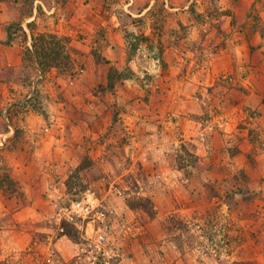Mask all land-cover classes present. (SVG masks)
Listing matches in <instances>:
<instances>
[{
    "label": "rangeland",
    "instance_id": "374dc122",
    "mask_svg": "<svg viewBox=\"0 0 264 264\" xmlns=\"http://www.w3.org/2000/svg\"><path fill=\"white\" fill-rule=\"evenodd\" d=\"M7 22L0 215L42 210L45 249L0 236V264H264V0H0ZM45 137L22 184L11 148ZM81 199L114 210L101 249L58 220Z\"/></svg>",
    "mask_w": 264,
    "mask_h": 264
},
{
    "label": "crops",
    "instance_id": "0c3cea01",
    "mask_svg": "<svg viewBox=\"0 0 264 264\" xmlns=\"http://www.w3.org/2000/svg\"><path fill=\"white\" fill-rule=\"evenodd\" d=\"M11 23V21H10ZM9 22L4 23V25H0V43L7 40V32L4 26H7L10 24ZM12 56H8L9 60H12ZM1 93V92H0ZM2 117L0 118V124L3 125ZM45 139L49 140L48 137L43 138L41 140V144L39 147H27L25 149H22V145L20 146L17 144V148H15V151L12 152L11 148V154L10 159H7V166L10 168V172L13 175H18L19 181L23 184L26 182V177L24 173H29L31 170V166L28 165L30 161L35 156H40L43 152L42 150L50 149L53 147V145H48V143H45ZM61 139L57 138V143L60 142ZM38 146V145H36ZM60 146V145H59ZM56 146L54 148L55 152H60V147ZM14 149V148H13ZM17 156L22 157V159L19 158V160L16 159ZM31 158V160H29ZM19 167V168H18ZM32 171V170H31ZM47 171V170H45ZM48 172V171H47ZM45 172V177H41V180H45L46 176L50 177V172ZM44 173V172H43ZM15 175V176H16ZM43 175V174H42ZM39 179V178H38ZM39 179V180H40ZM51 179V178H50ZM4 215H0V236L4 237V247L6 253L10 255L12 258L14 255L17 256V254H20L27 249L34 248H40L45 249V245L43 242L38 241L37 239L33 241V237L36 236L38 233H34V231H38V223L40 220H43L44 218V212L42 210H31V206H29V203L22 205L20 209L16 210H10L5 213ZM31 224H34V226H30ZM65 237H60L56 242H54V245L52 246V250L56 251V254H61L63 251V246L66 245L64 242ZM51 248V247H49ZM64 253V252H63ZM15 256V257H16ZM17 259V258H16ZM39 260V259H37Z\"/></svg>",
    "mask_w": 264,
    "mask_h": 264
},
{
    "label": "built area",
    "instance_id": "2783aa9c",
    "mask_svg": "<svg viewBox=\"0 0 264 264\" xmlns=\"http://www.w3.org/2000/svg\"><path fill=\"white\" fill-rule=\"evenodd\" d=\"M113 214L114 210L106 203L81 199L67 202L62 206L58 220L75 225L93 246L101 249L111 235L110 219Z\"/></svg>",
    "mask_w": 264,
    "mask_h": 264
},
{
    "label": "trees",
    "instance_id": "16d2710c",
    "mask_svg": "<svg viewBox=\"0 0 264 264\" xmlns=\"http://www.w3.org/2000/svg\"><path fill=\"white\" fill-rule=\"evenodd\" d=\"M44 37H42L41 41H42V45H44L43 43L45 42V39H43Z\"/></svg>",
    "mask_w": 264,
    "mask_h": 264
}]
</instances>
